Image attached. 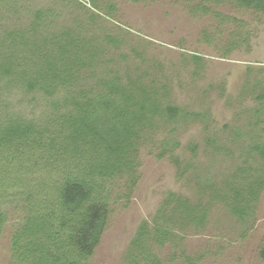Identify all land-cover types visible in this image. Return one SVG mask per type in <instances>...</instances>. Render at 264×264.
Instances as JSON below:
<instances>
[{
    "label": "rangeland",
    "instance_id": "obj_1",
    "mask_svg": "<svg viewBox=\"0 0 264 264\" xmlns=\"http://www.w3.org/2000/svg\"><path fill=\"white\" fill-rule=\"evenodd\" d=\"M84 1L0 0V63L13 51L29 79L37 76L32 65L51 49L57 58L60 47L75 43L86 62L90 53L95 57L83 68L65 58L74 81L51 95L13 83L21 67L0 76V129L17 118L45 138L37 147L0 148V264H14L13 240L33 217L49 219L54 238L67 242L76 216L59 209L57 190L66 176L88 172L99 154L88 142L66 152L64 121L74 101L104 91L102 81L113 78L131 84L136 96L141 85L182 114L175 122L158 117L140 133L132 172L93 178L92 203H105L108 214L99 243L81 264H128L142 223L176 235L163 245L149 242L156 259L138 264H264V185L248 217L232 213L233 189L247 194L250 180H264V161L250 149L264 144V13L235 0ZM46 135L57 137L56 148ZM169 195L205 209L204 225L180 230L160 219L161 211L170 216L163 205Z\"/></svg>",
    "mask_w": 264,
    "mask_h": 264
},
{
    "label": "trees",
    "instance_id": "obj_2",
    "mask_svg": "<svg viewBox=\"0 0 264 264\" xmlns=\"http://www.w3.org/2000/svg\"><path fill=\"white\" fill-rule=\"evenodd\" d=\"M235 1L246 8L264 13V0ZM68 45L58 49L57 58H54L56 51L51 49L45 54L44 61H39V64L34 63L32 66L38 69L37 76L29 79L26 78L23 62H16L13 57L15 53L12 51L11 55L4 56V61L0 63V76L9 78L15 75V67H21L18 79L13 83H21L30 91L38 88L51 95L61 83L70 86L74 81L70 67L63 62L65 58L71 56L69 62L76 68L93 66L95 59L93 53L89 54V61L86 62L83 55L86 51L83 52V47L78 48L75 43ZM195 59L199 60V57ZM5 84L6 87L9 86V80ZM102 85L104 91L91 97L85 96L82 102L74 101V113L64 121L70 130V135L66 137L67 141H64L66 152L70 150L72 152L73 147L76 148L80 142H88L86 145L89 150H92L96 156L99 154V158L95 163L92 162L88 172L81 171L66 176L57 190L56 200L59 209L67 217L76 216L72 219L75 222L68 233L67 242L54 238L56 233L52 232L49 219L30 218L13 240V250L16 255L14 264H81L91 256L99 243L108 214L105 203H92L95 193L93 178L97 176L106 178L112 176L115 171L121 170L132 172L134 165L130 157L136 151V142L140 133L151 129L158 117L166 118L169 122H175L181 117L182 111L178 107L173 104L162 105L154 93H148L141 85L137 88L140 96L135 95L131 84L124 85L120 78L103 80ZM259 99L263 100L264 94H261ZM19 122L16 118L0 129V148L11 149L13 147L10 144L37 147L42 143L44 136L40 131L34 129L32 125L23 126ZM46 136L49 146L52 149L56 148L57 137ZM250 149L264 161V144H255ZM80 152L81 149L77 154ZM249 182L250 184L245 187L247 194L242 188L232 191L235 204L232 213L240 220L252 213L253 203L257 201L264 185V180L258 177ZM169 196L171 198L164 201L163 205L171 208L170 216L167 218L161 211L160 219H167L165 222H170L173 227L180 230L184 228V224H192L194 227L204 225L207 212L205 209L191 204L187 199ZM170 204L172 205L169 206ZM49 216L53 217V215ZM158 221L156 220V223ZM60 222L62 227L66 225L65 220ZM3 223L4 217L0 213V233ZM175 235L173 228L167 229L156 224L151 232L147 224L142 223L128 248V264H138L144 259L146 261L156 259L151 248L147 247L149 242L163 245L167 241H173ZM57 246L65 249L61 251ZM260 258L264 261V242Z\"/></svg>",
    "mask_w": 264,
    "mask_h": 264
},
{
    "label": "built area",
    "instance_id": "obj_3",
    "mask_svg": "<svg viewBox=\"0 0 264 264\" xmlns=\"http://www.w3.org/2000/svg\"><path fill=\"white\" fill-rule=\"evenodd\" d=\"M82 1H83V0H82ZM85 1H87V0H85ZM85 1H84V2H85Z\"/></svg>",
    "mask_w": 264,
    "mask_h": 264
}]
</instances>
